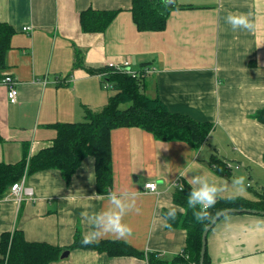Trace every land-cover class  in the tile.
<instances>
[{
    "label": "crops",
    "instance_id": "0c3cea01",
    "mask_svg": "<svg viewBox=\"0 0 264 264\" xmlns=\"http://www.w3.org/2000/svg\"><path fill=\"white\" fill-rule=\"evenodd\" d=\"M164 1L178 7L170 9L161 30L144 31L133 21L132 0H0V22L14 29L0 69L3 164L23 158L28 163L52 144L55 124L84 120L85 108L101 109L111 95L99 74L108 61L127 60L135 71L149 66L147 96L160 98L171 112L212 124L199 148L157 139L139 127L112 129L107 194L95 191L92 156L81 160L68 183L55 168L27 174L26 164L24 186L35 199H0V235L20 229L27 241L68 247L77 233L84 238L90 232L87 216L108 207L110 192L135 196L138 211L124 217L131 233L99 240L124 241L144 257L77 247L50 264H145L150 253L173 259L184 251L187 233L168 225L164 212L176 205L180 185L195 187L193 175L219 186L217 201H257L264 193V125L256 119L264 108V0ZM87 8L113 11L114 19L101 32H84L79 14ZM229 14L247 15L253 30L234 31ZM28 25L31 30L23 31ZM78 56L84 67L76 66ZM6 75L16 81L15 103L5 96ZM212 156L239 167L216 172ZM240 176L243 190L232 183ZM152 181L156 192L145 189ZM205 243L210 264H264V215L225 214Z\"/></svg>",
    "mask_w": 264,
    "mask_h": 264
},
{
    "label": "trees",
    "instance_id": "16d2710c",
    "mask_svg": "<svg viewBox=\"0 0 264 264\" xmlns=\"http://www.w3.org/2000/svg\"><path fill=\"white\" fill-rule=\"evenodd\" d=\"M174 7L178 5L169 6L164 0H132L133 21L138 30H161L170 9ZM114 15L113 11L82 9L79 14L81 29L84 32H101L114 19ZM13 33L11 25L0 22L1 70L5 67V53L10 48V37ZM80 61L78 56L76 66L84 67ZM88 71L96 72L90 68ZM145 78L146 75L141 73L134 76L125 72L110 73L107 79L112 83L109 90L112 89L113 93L101 109L92 111L85 108L84 120L55 124L56 135L52 144L30 157L28 163L25 158L13 164L0 162V199L7 193L12 183L22 176L26 164L27 174L55 168L68 183L86 156L94 158L95 191L98 194H107L112 183L110 132L117 127H139L149 131L157 139L182 140L199 148L212 129V124L171 112L160 98L147 96L143 91ZM256 119L264 125V108L256 112ZM210 163L216 165V172L224 173L227 170L225 163L215 156L210 158ZM191 190H193L191 187L184 185L182 189L176 191L174 203L181 207L183 212L179 209L175 220H167L168 225L181 226L186 230L184 251L169 261L150 253L147 256L148 264H199L203 228L219 211L226 208L264 211V193H260L257 201L237 198L219 200L207 210V218L200 220L197 218L199 207L192 209L187 206ZM82 239L83 237L77 233L71 245L58 247L47 242L27 241L20 229L6 231L0 235V264H50L59 259L63 251L77 247L92 248L109 256L144 257L142 252L124 241L107 239L85 245L81 243ZM204 264H210L206 250Z\"/></svg>",
    "mask_w": 264,
    "mask_h": 264
},
{
    "label": "clouds",
    "instance_id": "9594fccd",
    "mask_svg": "<svg viewBox=\"0 0 264 264\" xmlns=\"http://www.w3.org/2000/svg\"><path fill=\"white\" fill-rule=\"evenodd\" d=\"M226 22L231 25L235 30H248L252 31L254 28L253 23L247 15H232L226 16ZM192 184L195 186L190 191L187 199V206L192 209L199 207L197 218L203 220L207 218L209 208H212L217 202V194L221 190L215 183L201 175H193L191 178ZM232 183L239 186L243 190L245 177L240 176L234 178ZM183 188V185H180ZM179 206L173 205L165 213L166 220H175L177 209ZM137 210L135 203V196L128 191L110 192L108 194V207L93 212L87 216L90 224V232L84 236L81 243L91 244L98 241L104 235H114L116 238H124L130 234L132 229L124 222V217L129 211ZM165 226H168L167 224ZM147 264V261H145Z\"/></svg>",
    "mask_w": 264,
    "mask_h": 264
},
{
    "label": "built area",
    "instance_id": "2783aa9c",
    "mask_svg": "<svg viewBox=\"0 0 264 264\" xmlns=\"http://www.w3.org/2000/svg\"><path fill=\"white\" fill-rule=\"evenodd\" d=\"M31 28L32 27L28 25L26 27H23L22 30L27 32L30 31ZM129 64H130L129 61L127 60H122L117 62L108 61L104 65L105 70L99 73L100 76H102L103 87L105 89H110L112 87V83L107 78L109 74L113 72H125L132 76L139 75L140 73L145 74L147 76L148 73H150L149 66H143L139 70L135 71L131 69ZM1 82L7 86V94L5 96H7L8 101L11 103L17 102L18 92L16 89V81L14 80V78L10 75H6L4 76ZM224 163L227 170L231 169L232 167L234 168L239 167L238 165L234 166L233 163L229 162V160L225 161ZM25 180L26 177L24 173L22 177H20L18 180L12 183L9 190L7 191V193H5L2 199L13 198L16 201H21L24 198H28L30 200H34L35 198L33 197L32 189L30 187L24 186ZM145 189H147L150 192H156L157 184L154 181L145 183ZM179 189L181 188L179 187Z\"/></svg>",
    "mask_w": 264,
    "mask_h": 264
},
{
    "label": "water",
    "instance_id": "95a60500",
    "mask_svg": "<svg viewBox=\"0 0 264 264\" xmlns=\"http://www.w3.org/2000/svg\"><path fill=\"white\" fill-rule=\"evenodd\" d=\"M234 212H248V213H254V214H261L264 215V211L262 210H257V209H250V208H226L221 211H219L208 223V225L203 228L202 236H201V248H200V253H199V264H204V256H205V250H206V237L208 231L212 228L214 223L223 215L225 214H230ZM68 250H65L61 253L60 258L66 257L68 255Z\"/></svg>",
    "mask_w": 264,
    "mask_h": 264
},
{
    "label": "rangeland",
    "instance_id": "374dc122",
    "mask_svg": "<svg viewBox=\"0 0 264 264\" xmlns=\"http://www.w3.org/2000/svg\"><path fill=\"white\" fill-rule=\"evenodd\" d=\"M108 90H109V89H108ZM109 93H110V94H112V93H113V90H112V89H111V90H109ZM233 174H234V173H233ZM181 253H182V252H181Z\"/></svg>",
    "mask_w": 264,
    "mask_h": 264
}]
</instances>
